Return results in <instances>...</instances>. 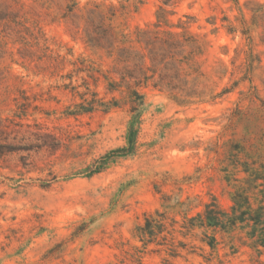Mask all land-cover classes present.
I'll return each mask as SVG.
<instances>
[{
    "label": "rangeland",
    "instance_id": "374dc122",
    "mask_svg": "<svg viewBox=\"0 0 264 264\" xmlns=\"http://www.w3.org/2000/svg\"><path fill=\"white\" fill-rule=\"evenodd\" d=\"M4 1L29 30L27 40H19L22 25L0 22V264H127L124 258L141 246L133 228L160 206L159 189L183 187L184 196L200 194L204 200L213 193L228 207L220 169L247 135L240 120L248 107L257 110L264 153L262 101L245 97L254 85L264 100V0H176L173 21L193 16L191 31L208 44L200 58L204 74L189 84L198 96L185 102L152 80L141 86L124 80L116 71L121 64L86 42L82 15L88 0H80L81 17L74 19L64 15L67 0ZM161 3L145 0L138 9L119 10L114 25L136 38L139 28L153 27ZM251 50L262 56L252 83L241 81L212 100L244 76ZM82 58L108 74L117 89H109L103 75L98 81L89 77ZM226 67L229 73L221 78ZM84 79L117 106L67 114L69 106L84 101ZM134 88L145 94L134 152L90 173L104 154L126 146ZM17 100L30 105L23 126L15 123ZM141 254L142 264H264V253L246 245L230 252L223 243L219 252L205 247L178 257Z\"/></svg>",
    "mask_w": 264,
    "mask_h": 264
},
{
    "label": "trees",
    "instance_id": "16d2710c",
    "mask_svg": "<svg viewBox=\"0 0 264 264\" xmlns=\"http://www.w3.org/2000/svg\"><path fill=\"white\" fill-rule=\"evenodd\" d=\"M144 1L119 0L117 5L88 0L82 15L85 20L83 38L93 49L105 51L117 64H121L116 71L124 80H135L138 86L147 85L152 80L155 87L172 92V97L180 102L189 101L190 98L198 96L189 84L204 74L200 58L208 48L207 41L191 31L193 16L185 14L186 19L180 17L177 22L173 21L172 16L176 12L172 7L176 0H162L156 20L152 23L153 27L148 25L139 28L136 38L114 25L113 18L119 10L124 12L131 7L138 9ZM80 9V0H67L64 15L72 19L81 17L77 13ZM19 17L18 12L12 9V3H0V22L4 21L8 26L11 25L10 22L22 25L17 30V39L27 40L24 33L29 27L18 21ZM76 24L79 28L82 27V22ZM87 61L85 58L80 59L85 67L83 70H87L89 77L98 81L103 75L108 81L109 89H117L108 74L105 75ZM256 61L261 63L262 56L251 50L247 55L244 76L233 85L224 86L221 91L213 94L212 100L233 91L241 81L248 80L252 83L251 73ZM228 73L229 69L226 67L221 78ZM84 85L86 90L81 94L84 101L69 106L67 114L77 115L99 109L109 111L117 106L114 97L110 100L98 97L97 92L91 90L87 79H84ZM130 94L132 118L129 121L126 146L104 154L91 168L90 173L102 171L115 157L134 152L145 94L137 88L132 89ZM245 97L255 104L258 99L261 100L260 109L264 116V100L258 96L256 86L251 85ZM16 103L18 111L15 115L19 120L15 123L23 126L30 105L18 100ZM255 112L257 113L255 107H248L243 114L240 121L248 128L247 135L241 143L235 144L236 151L220 169L223 182L226 183L224 188L227 189L231 201L228 207L213 193L208 200H204L200 194L184 196L183 187H179L177 192L159 189L160 206L146 212L143 221L133 228V237L141 242V246L135 245L131 257L124 258L129 259L127 264H142L141 253L147 250L167 252L178 257L184 252L205 250V247H209L211 252H219L222 243L230 252H237L246 245L259 255L264 253V153L258 143L257 134L261 127L256 122ZM2 120L0 110V121ZM122 263L126 264L123 260Z\"/></svg>",
    "mask_w": 264,
    "mask_h": 264
}]
</instances>
